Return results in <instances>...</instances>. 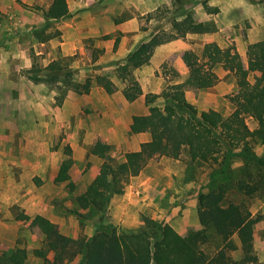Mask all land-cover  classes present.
Returning <instances> with one entry per match:
<instances>
[{
    "label": "rangeland",
    "instance_id": "374dc122",
    "mask_svg": "<svg viewBox=\"0 0 264 264\" xmlns=\"http://www.w3.org/2000/svg\"><path fill=\"white\" fill-rule=\"evenodd\" d=\"M99 1L108 8L103 26L109 32L99 35L103 42L98 45L92 37L97 30L89 0H67L68 12L59 18L42 15L51 0H0V264H12L2 256L12 251L25 254L23 264H44L34 252L45 250L43 235L23 214H41L61 233L75 238H89L100 219L117 232L135 231L144 227V216L162 220L184 235L200 227L199 193L220 183L226 184L225 202L242 201L252 213L263 215L253 230L256 260L244 264H264V190L248 197L237 189V177L256 171L253 162L237 150H223L209 162L191 161L186 147L177 157L155 153L140 175L128 179L122 193L111 195L105 209L79 201L103 164H116L126 151L137 147L139 140L126 124L127 113L141 110L137 97L184 81L188 67L185 70L177 57L190 50L200 53L206 43L218 44L215 34L213 41L206 32H187L174 38L180 44L159 52L165 56L173 51L168 59L154 65L149 57L136 67L126 63L129 50L152 35L170 31L173 21L195 12L212 18L206 24L213 27V19L225 23L228 33L220 32L217 41L237 51V0ZM250 2L264 15V0ZM133 15L135 20L127 23ZM52 60L61 66V73L49 83L43 78L53 72L47 66ZM213 70L217 75L213 85L186 84L185 97L198 111L212 108L225 117L233 109L229 96L237 91V78L228 65L218 63ZM99 75L111 82L115 97L102 100L92 93L84 104L80 97L89 91L82 86L77 90L75 85L86 81L89 88L104 93ZM253 75L249 72L247 78L253 81ZM179 76L181 80H176ZM130 81L137 82L141 93L131 90ZM119 99L130 101L127 111H119ZM143 103L148 113L146 98ZM152 103L162 106L159 98ZM99 143L107 145L106 158L91 152ZM252 147L258 155L264 154V144ZM63 159L71 160L69 178L56 181ZM232 239L235 249L228 253L238 261V233ZM202 247L213 252V235ZM45 253L51 257V252ZM78 257L66 264H76Z\"/></svg>",
    "mask_w": 264,
    "mask_h": 264
},
{
    "label": "trees",
    "instance_id": "16d2710c",
    "mask_svg": "<svg viewBox=\"0 0 264 264\" xmlns=\"http://www.w3.org/2000/svg\"><path fill=\"white\" fill-rule=\"evenodd\" d=\"M68 12L67 0H51L42 15L48 18L63 17ZM171 30L162 35H152L139 42L126 55V63L138 66L148 59L155 46L183 36L187 32L204 33L215 29L212 25L197 22L190 14L173 21ZM183 59L189 68L184 81L166 85L160 93L146 95L148 113L134 115L130 124L132 132L145 129L149 139L140 143L136 150L124 153V159L116 164L106 162L101 172L93 178L79 197V201L91 208L105 209L111 195L124 191L131 176L136 175L151 159L153 154L177 157L182 147L187 148L191 161H216L218 155L237 150L244 158L251 160L256 167L254 173L245 172L237 177V189L245 196H252L264 190V154L258 155L253 144H264V38L247 46L246 65L239 53L232 47H219L206 43L200 53L187 51ZM228 65L237 78V91L229 96L233 109L221 117L218 111L208 108L198 111L185 97V85L195 87L213 85L217 75L213 70L216 64ZM50 75L44 77L49 83L56 81L61 66L56 60L49 62ZM256 71L253 81L247 78ZM97 80L107 92L113 90L111 82L103 75ZM134 93H141L136 81H130ZM89 89L85 81L75 85L79 90ZM157 98L162 102L153 104ZM250 120L248 123L247 120ZM107 145L99 143L91 152L107 157ZM71 160L63 159L59 165L56 181L69 178ZM242 172H240L241 174ZM226 184L220 183L198 195V222L200 227L186 234L177 232L170 224L144 216V227L135 231H115L100 219V225L89 238L71 237L61 233L56 224L41 214L30 218L43 235L45 250L34 252L44 264H66L75 259L76 264H244L256 260L253 251V230L263 218L261 213H252L242 201L225 202ZM211 230V234L208 231ZM240 237V257L233 260L228 251L235 249L232 236ZM213 235L214 250L207 253L202 244ZM264 238V234H263ZM51 252V257L45 253ZM8 263L23 264L24 253H2Z\"/></svg>",
    "mask_w": 264,
    "mask_h": 264
},
{
    "label": "crops",
    "instance_id": "0c3cea01",
    "mask_svg": "<svg viewBox=\"0 0 264 264\" xmlns=\"http://www.w3.org/2000/svg\"><path fill=\"white\" fill-rule=\"evenodd\" d=\"M84 4H87V3H84ZM89 4H90L91 8L92 7L94 8L92 16H93V19L95 18L96 30H97L96 33H93L92 37H94L96 39L95 44L99 45V44H102V42H103V40L98 38L99 35H104V34H107L109 32L108 28L103 26V23L105 21L104 20L105 19L104 14L108 13V8L104 4H102L99 0H89ZM231 4L232 3H230L229 6H231ZM220 8L222 9V6ZM191 14H192V17L195 21H197V22L200 21V22H203L205 24L208 23V21H210L212 19V18L209 19V16L205 17L204 16L205 14H199V13L197 14L195 12H192ZM133 20H135L134 15L131 17L129 16L127 18V23L132 22ZM212 21L214 22V27H216L217 30L214 32H206L204 35L207 37L211 36L209 39L213 40V38H214L213 34H215L216 41L215 40H213V41H215L219 47L223 48L224 46L225 47L229 46L228 44L221 43V41H217L220 32L225 31V33H228L226 31L227 26L225 25V23L223 24V23H220L218 21H214V19ZM111 25L113 26V23H111ZM156 32H158V30L154 31V33H156ZM262 38H264V15H260L258 13L257 8L255 7L254 4H252L250 2V0H237V52L239 53L241 60L244 63V66L246 65V52H247L248 44L251 42L257 41L259 39H262ZM176 39L166 41V42L160 43L157 46H155L153 53L151 54V56L149 58V61L153 62V64L155 65L160 61H164V60L168 59L169 56H171L173 54V51H170L169 55H165V56L160 55L159 52L161 50L169 49V48L173 47L174 44H180L181 41H178V40L176 41ZM172 50H174V49H172ZM177 62L179 64H182L185 67V70L187 69L188 66L185 63L183 56L177 57ZM187 70H188V74H189V68ZM251 73H253L254 75L258 74L256 71H251ZM181 78H182L181 76L175 77L176 80H181ZM89 89L90 90H88L89 91L88 94H82L80 97L81 98L80 100H83L84 104H86L85 101H88L91 99L92 93L93 94L98 93V97H101L102 100L106 97H109V98L115 97V94H112L113 90L111 92H107L104 89L105 92L103 93L100 90V88L98 89V87L96 88V90L94 88H89ZM143 98L145 100V94L139 98L137 97V100H141V102L139 101L140 105H141L140 111L132 112L130 114L127 113V117H128L127 122H126L127 129L139 140L137 147H135L131 150L138 149L141 142L149 139V132L147 129H145L143 131H139V132H132L130 129V124L132 121V117L134 115L147 113V106L144 107ZM130 104H131L130 101H128L127 99H121V100L119 99L116 103V106L120 112H125L129 108ZM131 150H129V151H131ZM143 168L136 174V176H138L142 173ZM94 176H95V174H94ZM154 197L155 196L153 195L152 201H154Z\"/></svg>",
    "mask_w": 264,
    "mask_h": 264
}]
</instances>
